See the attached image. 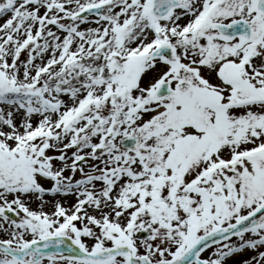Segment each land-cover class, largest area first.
I'll return each instance as SVG.
<instances>
[{
    "label": "snow or ice",
    "instance_id": "obj_1",
    "mask_svg": "<svg viewBox=\"0 0 264 264\" xmlns=\"http://www.w3.org/2000/svg\"><path fill=\"white\" fill-rule=\"evenodd\" d=\"M0 264H264V0H0Z\"/></svg>",
    "mask_w": 264,
    "mask_h": 264
}]
</instances>
